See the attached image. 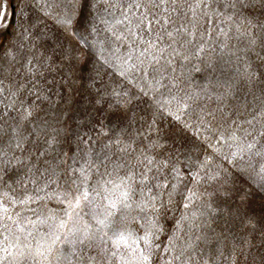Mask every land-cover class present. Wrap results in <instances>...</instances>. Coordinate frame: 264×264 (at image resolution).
<instances>
[{
	"label": "rangeland",
	"instance_id": "rangeland-1",
	"mask_svg": "<svg viewBox=\"0 0 264 264\" xmlns=\"http://www.w3.org/2000/svg\"><path fill=\"white\" fill-rule=\"evenodd\" d=\"M0 264H264V0H0Z\"/></svg>",
	"mask_w": 264,
	"mask_h": 264
}]
</instances>
